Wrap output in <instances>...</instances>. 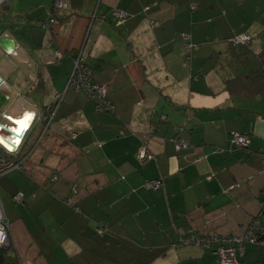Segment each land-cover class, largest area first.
Here are the masks:
<instances>
[{"label":"crops","instance_id":"obj_1","mask_svg":"<svg viewBox=\"0 0 264 264\" xmlns=\"http://www.w3.org/2000/svg\"><path fill=\"white\" fill-rule=\"evenodd\" d=\"M65 1L48 29L52 0L0 6V124L49 115L63 95L33 149L32 126L25 169L0 177V264H218L215 245L181 239L241 234L264 199V0ZM114 10L129 17L117 24ZM241 33L250 42L233 44ZM84 38L113 112L66 89ZM237 264H264V244Z\"/></svg>","mask_w":264,"mask_h":264},{"label":"built area","instance_id":"obj_2","mask_svg":"<svg viewBox=\"0 0 264 264\" xmlns=\"http://www.w3.org/2000/svg\"><path fill=\"white\" fill-rule=\"evenodd\" d=\"M10 0H0V6L8 4ZM68 9V3L65 0H52V11L49 14L48 19L42 23L44 29L51 28L59 21L61 12ZM195 6L191 5L190 10H194ZM113 17L117 24L123 23L129 14L122 10H114ZM180 37L183 40H188V35L180 33ZM84 43L74 52L72 57L73 67L68 76L66 89L73 90L75 92L85 93L95 103V110L102 112H113V105L106 97V88L103 85L97 84L93 80V75L90 67L85 63V40ZM251 37L247 34H237L232 39L233 44H246L249 43ZM16 52H10L9 56H15ZM57 60L63 57V53L57 51L55 53ZM63 95L56 94L54 96L51 111L49 115H45L43 112L34 114L27 124L23 128L18 127V121L23 118L9 119L7 116H3L9 119L10 122L0 124V177L11 171H20L25 169V164L29 159L28 152L23 154V149L28 145L29 134L32 126L38 125L42 127L40 133L31 149L41 143L47 128L50 126L54 113L57 111L60 103L62 102ZM233 142L239 149L246 148L248 146V140L242 134H233ZM177 150L187 149L188 143L186 141H177L175 145ZM139 157L143 159L145 157L144 150L139 151ZM262 167L264 169V156L262 158ZM56 177L52 176L51 181ZM147 186L153 190H158L161 187V182L158 180L149 181ZM75 193V191H72ZM15 203L22 201V194L17 193L13 196ZM8 223L5 221L2 211V205L0 203V248H6L8 246L7 239ZM103 228H98L97 232L101 233ZM264 199L261 202L258 212L250 219L245 226L243 232L238 235L230 236H218V235H206L190 233L181 239L183 245H196L202 248L210 249L212 245L214 247V254L217 257L218 264H237L238 256L242 255L245 246H259L264 244Z\"/></svg>","mask_w":264,"mask_h":264},{"label":"snow or ice","instance_id":"obj_3","mask_svg":"<svg viewBox=\"0 0 264 264\" xmlns=\"http://www.w3.org/2000/svg\"><path fill=\"white\" fill-rule=\"evenodd\" d=\"M34 114L28 113L25 115V120H20L18 123L24 124L26 120H30ZM11 119V118H10Z\"/></svg>","mask_w":264,"mask_h":264},{"label":"trees","instance_id":"obj_4","mask_svg":"<svg viewBox=\"0 0 264 264\" xmlns=\"http://www.w3.org/2000/svg\"><path fill=\"white\" fill-rule=\"evenodd\" d=\"M50 13H53V11H52V7H51V10H50ZM50 13H49V14H50ZM48 17H49V15H48ZM48 17H47V19H48ZM49 18H50V17H49ZM47 19H46V20H47ZM46 20H45V21H46ZM59 20H60V17H59ZM45 21H43L42 23H44ZM115 21H116V20H115ZM7 56H9V55H7ZM29 136H30V135H29ZM29 136H28V137H29ZM209 236H212V235H209ZM263 239H264V238H263ZM259 246H261V245H259ZM245 247H246V246H245ZM2 251H3V250L0 248V262H1V259H2V257H3V252H2Z\"/></svg>","mask_w":264,"mask_h":264},{"label":"rangeland","instance_id":"obj_5","mask_svg":"<svg viewBox=\"0 0 264 264\" xmlns=\"http://www.w3.org/2000/svg\"><path fill=\"white\" fill-rule=\"evenodd\" d=\"M13 1H14V0H10V3L13 2ZM17 96H23V95H22L21 93H18ZM6 99H7V98H6ZM8 99H9V98H8ZM53 99H54V98H53ZM52 102H53V100H52ZM52 102H51V103H52ZM1 110H2V108L0 107V111H1ZM34 114H35V113H34ZM37 115H38V117H39L40 113H37ZM4 116H5V115H4ZM7 117L10 119L9 116H7ZM9 119H6V122H10ZM23 119H24V118H23ZM23 119H22V120H23ZM33 125H35V123H34ZM2 211H3V210H2Z\"/></svg>","mask_w":264,"mask_h":264},{"label":"water","instance_id":"obj_6","mask_svg":"<svg viewBox=\"0 0 264 264\" xmlns=\"http://www.w3.org/2000/svg\"><path fill=\"white\" fill-rule=\"evenodd\" d=\"M0 44H1V42H0ZM5 44H6V43H5ZM1 45H2V44H1ZM10 47H11V46H10ZM79 47H80V46H79ZM79 47H78V48H79ZM7 48H9V47H7ZM7 48L4 47L5 50H7ZM78 48H76V50H77ZM9 49H10V50H13V46H12L11 48H9ZM1 84H2V82H1V79H0V87H2ZM0 96L2 97V99H5V98H3V96H2L1 94H0ZM66 202L68 203V202H70V201L68 200V201H66ZM6 248H7V247H6ZM4 249H5V248H4Z\"/></svg>","mask_w":264,"mask_h":264},{"label":"bare ground","instance_id":"obj_7","mask_svg":"<svg viewBox=\"0 0 264 264\" xmlns=\"http://www.w3.org/2000/svg\"><path fill=\"white\" fill-rule=\"evenodd\" d=\"M23 120H25V118L23 119ZM29 122V120H26V123H28ZM25 125V124H24ZM23 124H21V123H18V127L20 128H23V126H24ZM5 218V217H4ZM5 221L7 222V220L5 219ZM8 223V222H7Z\"/></svg>","mask_w":264,"mask_h":264},{"label":"clouds","instance_id":"obj_8","mask_svg":"<svg viewBox=\"0 0 264 264\" xmlns=\"http://www.w3.org/2000/svg\"><path fill=\"white\" fill-rule=\"evenodd\" d=\"M6 55H8V54H6Z\"/></svg>","mask_w":264,"mask_h":264}]
</instances>
